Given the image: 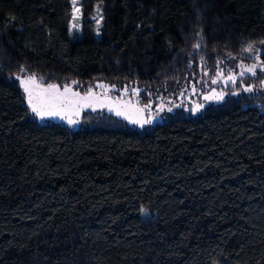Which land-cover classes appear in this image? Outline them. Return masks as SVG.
<instances>
[{
    "label": "trees",
    "instance_id": "trees-1",
    "mask_svg": "<svg viewBox=\"0 0 264 264\" xmlns=\"http://www.w3.org/2000/svg\"><path fill=\"white\" fill-rule=\"evenodd\" d=\"M78 4L75 29L73 0H0V264H264V92L73 129L39 121L16 79L211 81L249 44L264 59V0Z\"/></svg>",
    "mask_w": 264,
    "mask_h": 264
},
{
    "label": "snow or ice",
    "instance_id": "snow-or-ice-1",
    "mask_svg": "<svg viewBox=\"0 0 264 264\" xmlns=\"http://www.w3.org/2000/svg\"><path fill=\"white\" fill-rule=\"evenodd\" d=\"M73 9L75 13L80 11L79 8L76 7V0H73ZM73 19H76L75 15ZM73 27H78V25L73 24ZM261 43L264 44V41ZM200 47V43L194 45V48L197 50ZM241 51L242 53L247 54L248 58L252 59L254 62L250 65L240 62L237 65L236 70H229L228 74L225 75L224 69L219 67L221 62L217 61V70L214 77L211 79L212 84H217L221 81L225 84H235L238 79L236 74L237 70L239 72V78H243L245 75L255 77L257 75V71L264 73V59H261L260 49L255 48L252 44H249L247 47L242 48ZM201 59L203 60V58ZM230 59H235V57H231L230 55ZM25 71V69H21V72ZM204 75H208L206 70L204 71ZM16 79L20 81V85L23 87L31 112L38 116L41 120L50 117H59L60 119L67 120L68 124L75 125L79 121L78 119H73L72 114L78 117L82 109L91 108L95 111L98 106L101 109L107 107L109 111H115L116 116L124 117L129 120L130 123L137 124L141 128L147 124L153 123V118H145L144 116V113L151 109V104H145L143 107H135L130 101L124 102L129 105V110L132 113L137 114L139 118H135L134 115L129 114L128 111H122L119 108L113 109L110 106L113 101L107 96V91L113 89L115 87L114 85H98V87L105 90L103 94H97L91 87H89L82 94L79 91L73 90V85H76L78 83L77 81H72L70 84L64 83L62 86L58 83H47L45 85L41 82L43 81V77H37L35 74L26 75L23 78L21 76H17ZM262 86H264V81H262ZM192 91L193 93L196 91V86L194 84L192 85ZM245 91L252 92L253 88L248 87ZM124 92H128L127 87H125ZM138 92V89H132V93L134 95H138ZM180 95L183 96L184 92H181ZM224 96L225 93L223 91L217 92L215 89H212L210 94L204 96V99L222 101ZM177 107H179V105H177ZM201 108H203V105L197 103L192 111L195 113ZM164 110L165 106L163 104L160 105L159 111L162 112ZM167 111L171 112L172 108H167ZM141 211L142 213L144 212L143 209Z\"/></svg>",
    "mask_w": 264,
    "mask_h": 264
},
{
    "label": "rangeland",
    "instance_id": "rangeland-1",
    "mask_svg": "<svg viewBox=\"0 0 264 264\" xmlns=\"http://www.w3.org/2000/svg\"><path fill=\"white\" fill-rule=\"evenodd\" d=\"M76 7L79 8L80 11L78 13H75L73 10V17L75 15L76 19H73L72 28H74L73 24L78 25V27L80 26L79 21L81 19V8L78 4V0H76ZM78 27H75V29ZM225 62L223 69L225 75H227L229 70H236V67L240 62L250 65L254 61L248 58L247 54H243L242 57H235V59L229 58ZM236 74L238 76V79L235 84H231V83L225 84L223 83V81L217 84H212L211 81L208 79V75L207 76L202 75L196 83H192L190 80H186L158 89L147 88L145 86L132 82L121 83V82H105V81H99L95 83V86L92 88L97 94H103L105 90L98 87V85L100 84H105L110 86L114 85L115 87L113 89L107 91V96L110 97L113 101L110 106L113 109L119 108L122 111H128L129 114L134 115L135 118H139V117L137 114H134L129 110V105L125 104L124 103L125 101H130L131 104L134 105L135 107H143L145 104H151V109L147 110L144 113L145 118H153V123L144 126V127H150L164 122L168 116L175 113L176 111H183L187 115H199L204 111V109L207 106L211 104L222 103L226 100V98L229 95H239L240 93L264 92V86H262V81H264V73L257 71V75L255 77H252L250 75H245L243 78H239L238 70ZM24 76L26 75H21L22 78ZM193 84L196 86L195 93H193L192 91ZM125 87L128 88L127 93L124 92ZM248 87L253 88V91L252 92L245 91V89ZM133 88L139 90L138 95H134L132 93ZM232 88H235V90H232ZM212 89H215L217 92L223 91L225 93L224 99L222 101L205 100L204 96L210 94ZM73 90L79 91L82 94L84 93L75 86H73ZM181 92H184L183 96L180 95ZM25 100L27 102L26 94H25ZM197 103L202 104L203 108H201L198 112L193 113L192 109L195 107ZM162 104L165 106V110L161 112L159 111V108L160 105ZM177 105H179V107H177ZM169 107L172 108L171 112L167 111V108ZM88 112L107 113L116 116L115 111H109L107 107L101 109L98 106L96 107L95 111H93L91 108L82 109L78 117L72 114V118L78 119L79 121L75 125H70L67 123V120L60 119L59 117H50L41 120L38 116H36L35 114L34 115L41 122H55V123L67 125L73 129H78L82 127L83 115ZM116 117L126 121L129 125L135 128L141 129L139 125L130 123L129 120L125 119L124 117H120V116H116Z\"/></svg>",
    "mask_w": 264,
    "mask_h": 264
}]
</instances>
